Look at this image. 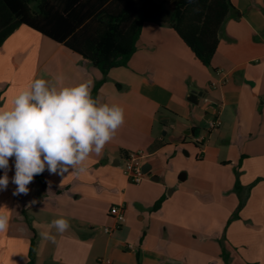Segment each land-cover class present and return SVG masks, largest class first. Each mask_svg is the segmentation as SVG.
<instances>
[{
    "label": "crops",
    "instance_id": "crops-1",
    "mask_svg": "<svg viewBox=\"0 0 264 264\" xmlns=\"http://www.w3.org/2000/svg\"><path fill=\"white\" fill-rule=\"evenodd\" d=\"M231 4L210 68L168 25L151 22L128 66L107 76L26 26L4 42L0 107L10 108L34 79L91 80V92L104 80L97 97L122 107L124 123L84 173L46 169V188L35 176L27 195H13L10 158V182L0 191V211L10 216L0 264H27L32 240L35 264H264V0ZM215 119L222 125L210 131ZM136 152L146 172L140 184L124 174L126 156ZM112 207L125 214L118 229ZM59 218L70 223L63 234L49 228ZM46 231L55 243L42 238Z\"/></svg>",
    "mask_w": 264,
    "mask_h": 264
},
{
    "label": "trees",
    "instance_id": "trees-1",
    "mask_svg": "<svg viewBox=\"0 0 264 264\" xmlns=\"http://www.w3.org/2000/svg\"><path fill=\"white\" fill-rule=\"evenodd\" d=\"M231 0H0V48L26 26L78 54L104 76L127 67L137 52L145 23L168 25L203 66L210 68L219 46V32L233 12ZM104 83L91 92L97 98ZM237 175L236 192L244 190ZM37 181L46 188L43 173ZM163 199L158 201V210ZM246 204L241 199L234 219ZM32 240L29 262L35 264ZM227 258L226 250L223 251ZM227 261V260H226Z\"/></svg>",
    "mask_w": 264,
    "mask_h": 264
},
{
    "label": "clouds",
    "instance_id": "clouds-1",
    "mask_svg": "<svg viewBox=\"0 0 264 264\" xmlns=\"http://www.w3.org/2000/svg\"><path fill=\"white\" fill-rule=\"evenodd\" d=\"M91 80L66 86L62 76L34 79L15 95L10 108L0 107V191L9 185V161L14 158V196L27 195L28 185L46 169L50 174L86 171V162L102 154L124 123V109L93 98ZM35 204L36 201L31 202ZM4 209V208H0ZM10 216L0 211V233L7 232ZM49 228L63 234L67 219L51 221ZM53 243L56 236L42 232Z\"/></svg>",
    "mask_w": 264,
    "mask_h": 264
},
{
    "label": "built area",
    "instance_id": "built-area-1",
    "mask_svg": "<svg viewBox=\"0 0 264 264\" xmlns=\"http://www.w3.org/2000/svg\"><path fill=\"white\" fill-rule=\"evenodd\" d=\"M222 122L220 119L210 121L209 130L213 131L220 128ZM142 152L130 153L125 158L124 174L132 184H140L146 178L142 166L139 164V159L142 157ZM110 216L116 221V228H120L126 223L124 211L119 207H112L110 210ZM105 233H112L111 228H105ZM102 264H112V261L105 259L101 261Z\"/></svg>",
    "mask_w": 264,
    "mask_h": 264
},
{
    "label": "water",
    "instance_id": "water-1",
    "mask_svg": "<svg viewBox=\"0 0 264 264\" xmlns=\"http://www.w3.org/2000/svg\"><path fill=\"white\" fill-rule=\"evenodd\" d=\"M191 101H192L193 103H194V102L196 103V101L194 100V98H192ZM145 173H146V172H145Z\"/></svg>",
    "mask_w": 264,
    "mask_h": 264
},
{
    "label": "rangeland",
    "instance_id": "rangeland-1",
    "mask_svg": "<svg viewBox=\"0 0 264 264\" xmlns=\"http://www.w3.org/2000/svg\"><path fill=\"white\" fill-rule=\"evenodd\" d=\"M245 191H246V190H243L241 193H243V194H244V193H245Z\"/></svg>",
    "mask_w": 264,
    "mask_h": 264
}]
</instances>
